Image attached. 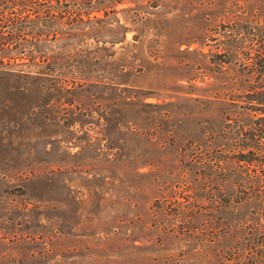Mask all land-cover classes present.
I'll return each mask as SVG.
<instances>
[{
    "label": "rangeland",
    "instance_id": "374dc122",
    "mask_svg": "<svg viewBox=\"0 0 264 264\" xmlns=\"http://www.w3.org/2000/svg\"><path fill=\"white\" fill-rule=\"evenodd\" d=\"M257 30L264 0H0V264H234L187 163Z\"/></svg>",
    "mask_w": 264,
    "mask_h": 264
},
{
    "label": "trees",
    "instance_id": "16d2710c",
    "mask_svg": "<svg viewBox=\"0 0 264 264\" xmlns=\"http://www.w3.org/2000/svg\"><path fill=\"white\" fill-rule=\"evenodd\" d=\"M25 17L33 21L41 16L26 13ZM253 35L258 45L247 57L248 71L238 72L232 94L215 100L222 105V120L216 127L210 125V119L205 120V151L201 156L190 154L187 163L192 171L200 169L203 194L216 190V202L222 203L223 212L233 210L230 202L236 205L232 218L222 217L214 223L198 220L194 206L189 211L187 234L189 238L201 234L205 241L216 242L219 253L233 254L234 264H264V31L257 30ZM204 102L209 112L214 101ZM227 186L235 194L226 195ZM197 187L190 182L192 202L201 198ZM233 195L235 202L230 201Z\"/></svg>",
    "mask_w": 264,
    "mask_h": 264
}]
</instances>
